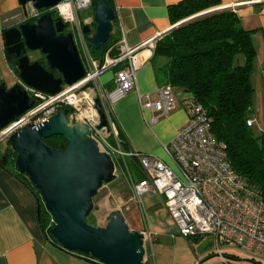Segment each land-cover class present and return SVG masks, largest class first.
I'll return each instance as SVG.
<instances>
[{
  "label": "built area",
  "instance_id": "2783aa9c",
  "mask_svg": "<svg viewBox=\"0 0 264 264\" xmlns=\"http://www.w3.org/2000/svg\"><path fill=\"white\" fill-rule=\"evenodd\" d=\"M92 3V0H64L54 9L58 11V17L69 25L70 33L78 30L83 38L85 35L77 13L88 10ZM65 4L71 5L72 15L63 13L61 6ZM161 37L157 36L134 48L122 38L105 50L103 60L96 59L88 47L90 42L83 40L80 55L85 67L84 78L72 85H64L57 95H48L25 86L35 105L0 132V142L8 140L28 124L44 123L60 110L69 109L70 123L86 124L91 131L90 137L112 157L115 167L119 159L124 163L131 159L138 161L144 179L131 180L134 199L138 204H141L145 194L162 196L179 234L186 239L212 238L215 254L221 258L222 264L240 263L238 252L249 258L250 264H264L262 193L233 169L227 157V146L214 135L210 116L202 106H186L189 114L187 124L165 147L173 167L156 157L126 152L120 148L119 133L110 116L111 107L136 87L137 73L143 63L154 56ZM114 69V87L108 89L102 85L100 77ZM158 95L156 102L149 96H139L143 107L155 114L154 120L169 114L176 107L174 88L170 84L159 88ZM97 100H100L108 118L109 133L98 128L100 116L96 108ZM247 124L253 128L254 120L249 119ZM52 225H55L53 218ZM143 235L146 246L149 234ZM195 264L204 263L197 260Z\"/></svg>",
  "mask_w": 264,
  "mask_h": 264
},
{
  "label": "water",
  "instance_id": "95a60500",
  "mask_svg": "<svg viewBox=\"0 0 264 264\" xmlns=\"http://www.w3.org/2000/svg\"><path fill=\"white\" fill-rule=\"evenodd\" d=\"M24 10L32 4L36 11L46 10L35 22H23L4 32L8 54L18 58L16 70L20 80L8 88L0 84V132L31 110L35 101L26 87L48 95H57L64 85H72L85 76V67L73 33H67L62 18L54 19L52 10L64 0H18ZM224 10L211 9L177 23L172 32L191 20ZM25 15L28 16L27 11ZM96 33L89 48L100 50L111 38L114 9L106 0L95 7ZM83 33L89 28L84 26ZM27 52H39L45 58L31 62ZM55 73L58 74L56 77ZM100 116L99 129L110 132V124L100 100L96 101ZM69 109L60 110L48 121L28 124L8 138L16 153V168L25 175L52 215L55 227L52 237L71 253L90 256L101 264H146L144 235L131 231L123 214L115 211L103 226L89 223L93 199L104 184L117 179L115 163L90 137V128L83 123L71 124ZM63 137L64 149H55L45 140Z\"/></svg>",
  "mask_w": 264,
  "mask_h": 264
},
{
  "label": "crops",
  "instance_id": "0c3cea01",
  "mask_svg": "<svg viewBox=\"0 0 264 264\" xmlns=\"http://www.w3.org/2000/svg\"><path fill=\"white\" fill-rule=\"evenodd\" d=\"M182 1L112 0L116 13L111 34L113 43L125 38L128 46L134 48L157 36L163 39L176 25L171 19V6ZM221 4L219 8L237 12L246 30L255 31L253 43L257 57L252 76L255 94L251 115L254 129L256 119L253 117L264 109V0H221ZM30 5L24 10L18 0H0V84L5 83L8 88L16 85L19 78L7 59L4 32L24 22L25 11L29 13ZM164 64L162 57L146 60L137 73L136 87L112 105L110 116L120 133L124 151L153 156L173 167L165 147L189 120L184 102L188 95L174 88L180 103L176 102L175 109L158 120H154L155 114L144 108L139 100V96H149L153 102L159 100L158 90L165 83L159 80L156 69ZM115 72L114 69L101 75L103 86L108 89L114 87ZM9 148L8 143L3 146L0 160L4 159ZM134 170L136 180H143L140 179V172ZM134 212L136 232L149 234L146 264H195L197 260L204 264H222L221 258L215 254L212 240L206 242L205 237L186 239L179 234L162 196L143 195ZM0 264H101L90 257L65 250L46 236L38 220V203L34 193L8 163L0 165Z\"/></svg>",
  "mask_w": 264,
  "mask_h": 264
},
{
  "label": "trees",
  "instance_id": "16d2710c",
  "mask_svg": "<svg viewBox=\"0 0 264 264\" xmlns=\"http://www.w3.org/2000/svg\"><path fill=\"white\" fill-rule=\"evenodd\" d=\"M99 1L93 0V9ZM106 1L113 6L112 0ZM221 5V0H184L171 6L170 15L173 24H177ZM41 12L44 14L46 10ZM254 33L242 26L236 11L220 10L170 32L158 42L153 59H165L164 66L156 69L157 76L188 95L185 106L200 105L208 112L212 131L226 144L233 169L257 187L264 199V133L255 135L247 124L254 107L252 76L257 57ZM112 39L100 50L90 48L92 55L103 60ZM7 59L17 74V58L7 53ZM39 62L47 67L45 60ZM119 140L122 145L120 137ZM45 142L55 149H64L66 145L63 137H52ZM15 160L16 153L10 147L0 165L11 164L17 171ZM129 162L140 172V179H144L138 161L131 159ZM18 175L37 199L38 220L46 236L59 245L51 235L55 227L50 226L53 217L43 206L40 192L25 175L19 172Z\"/></svg>",
  "mask_w": 264,
  "mask_h": 264
},
{
  "label": "rangeland",
  "instance_id": "374dc122",
  "mask_svg": "<svg viewBox=\"0 0 264 264\" xmlns=\"http://www.w3.org/2000/svg\"><path fill=\"white\" fill-rule=\"evenodd\" d=\"M29 10L30 11L28 13V16L25 17L24 22H35L43 14L41 11H36L33 8L32 4L30 5ZM94 10L95 8L93 9V7L91 6L88 10L85 9L77 13L81 29H83L84 26H87L89 28V33L87 36L85 35L82 38L80 37L78 30H76L75 32L71 31V33L74 34L75 41L79 48L80 54L82 50V41H92V38L96 33L97 25L95 23ZM51 12L54 17H58V11L56 9H53ZM28 56L31 62L45 60L39 52H30ZM241 59L244 60L243 57ZM256 80L258 81V78ZM257 81L256 84L259 85V82ZM256 89L259 91V88ZM175 99L177 103H180L177 94H175ZM256 117H253L254 119H256V126L253 131L255 135H261L264 133V109H262L261 113L256 115ZM261 127H263V130H261ZM109 141L115 145L112 139H110ZM6 143H8V140H3L0 142L1 151L3 149V146L6 145ZM116 147H118V145ZM120 148L124 150L122 145H120ZM129 161L130 160H127L124 163L122 159H119V162L116 163L117 179L111 184H104L98 192L97 196L93 199L94 210L91 216L89 217V223L91 225L103 226L106 224L107 218L110 216L111 213L115 211H120L123 214L126 223L130 227L131 231L136 232L137 228L135 227L133 216L135 213L134 211L138 209V203L134 199V194L131 187V180H136V178L133 175L135 171L134 167ZM42 202L43 206L45 207L43 199ZM209 238L210 237H205L204 239H206V242L212 240L211 238ZM240 258L242 262L239 264H250L249 258H247L245 255L240 254Z\"/></svg>",
  "mask_w": 264,
  "mask_h": 264
},
{
  "label": "bare ground",
  "instance_id": "6f19581e",
  "mask_svg": "<svg viewBox=\"0 0 264 264\" xmlns=\"http://www.w3.org/2000/svg\"><path fill=\"white\" fill-rule=\"evenodd\" d=\"M61 9H62L63 13L66 15H72L73 14L70 4L62 5Z\"/></svg>",
  "mask_w": 264,
  "mask_h": 264
},
{
  "label": "flooded vegetation",
  "instance_id": "af4514ba",
  "mask_svg": "<svg viewBox=\"0 0 264 264\" xmlns=\"http://www.w3.org/2000/svg\"><path fill=\"white\" fill-rule=\"evenodd\" d=\"M57 18H58V17H54V19H57ZM66 32H67V33H70V30H69V25H68V24H67ZM84 35H86V36H87L88 34H84ZM29 53H30V52H27V54H28V55H29ZM11 55H13V54H11ZM14 56H15V55H14ZM42 56H43V55H42ZM43 57H44V56H43ZM44 58H45V57H44ZM17 60H18V58H17ZM55 75H57V76H58V74H57V73H55Z\"/></svg>",
  "mask_w": 264,
  "mask_h": 264
}]
</instances>
